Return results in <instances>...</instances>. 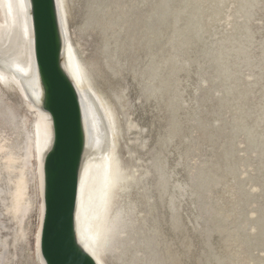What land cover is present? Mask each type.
I'll list each match as a JSON object with an SVG mask.
<instances>
[{
	"label": "bare ground",
	"instance_id": "bare-ground-1",
	"mask_svg": "<svg viewBox=\"0 0 264 264\" xmlns=\"http://www.w3.org/2000/svg\"><path fill=\"white\" fill-rule=\"evenodd\" d=\"M53 2L81 119L79 248L264 264V0ZM33 37L30 0H0V264H44L52 124Z\"/></svg>",
	"mask_w": 264,
	"mask_h": 264
},
{
	"label": "water",
	"instance_id": "water-1",
	"mask_svg": "<svg viewBox=\"0 0 264 264\" xmlns=\"http://www.w3.org/2000/svg\"><path fill=\"white\" fill-rule=\"evenodd\" d=\"M34 58L52 141L44 162L43 218L39 251L44 264H95L78 246L75 207L82 153L78 100L61 68L53 0H30Z\"/></svg>",
	"mask_w": 264,
	"mask_h": 264
},
{
	"label": "rangeland",
	"instance_id": "rangeland-1",
	"mask_svg": "<svg viewBox=\"0 0 264 264\" xmlns=\"http://www.w3.org/2000/svg\"><path fill=\"white\" fill-rule=\"evenodd\" d=\"M87 50H88V49H87ZM88 52L90 53V50H88ZM85 57L87 58V55H85ZM134 103L136 104V106H137L138 109H139V106H138L139 103H138V102H135V100H134ZM139 112H140V109H139ZM137 114H138V112H137ZM137 114H136L135 116H133L134 119L137 117ZM120 156H121V161H122L123 163H125L126 159H125V156H124L123 151H120ZM30 240H31V238H30Z\"/></svg>",
	"mask_w": 264,
	"mask_h": 264
}]
</instances>
